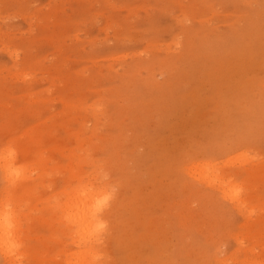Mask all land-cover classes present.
Returning <instances> with one entry per match:
<instances>
[{
    "label": "rangeland",
    "instance_id": "rangeland-1",
    "mask_svg": "<svg viewBox=\"0 0 264 264\" xmlns=\"http://www.w3.org/2000/svg\"><path fill=\"white\" fill-rule=\"evenodd\" d=\"M7 148L24 264L80 251L63 212L79 178L107 190L100 264H264V0H0Z\"/></svg>",
    "mask_w": 264,
    "mask_h": 264
},
{
    "label": "bare ground",
    "instance_id": "bare-ground-1",
    "mask_svg": "<svg viewBox=\"0 0 264 264\" xmlns=\"http://www.w3.org/2000/svg\"><path fill=\"white\" fill-rule=\"evenodd\" d=\"M0 170L7 181L6 183L9 184V188L5 189L4 195L0 199V256L5 260L6 264H24L28 254L24 251L23 235H25V231H23L21 223V219L24 217L22 218L20 215L22 204L18 201L12 189V184L15 180L24 178V167L19 164L14 150L7 148L0 152ZM188 170L191 174L198 176L200 181L215 185L219 190L218 193L222 192L220 195L223 194L226 199L239 209L241 206L243 208L248 202L247 197L244 198L242 196L240 187L229 179L221 178L217 174L215 167H211L209 163L200 162L199 164L198 162L197 165L192 166ZM90 181V183L84 184L83 182L85 181L79 178L76 180L77 187L72 192L63 193L66 198L65 208L62 207L63 212H66L64 213L66 214V220L70 222L73 231H75V243L72 244H76L80 248L77 254H73L74 258L71 255V259L73 258L74 260L72 259L73 261L69 264H100V254L97 246H99L101 241L100 236L102 235L101 231L104 221L101 209L105 208L102 203L106 202L108 196H106V188L100 189L95 186L93 180ZM11 185L12 187L10 188ZM247 206L250 208L248 204ZM23 221H25V218ZM67 260L69 261V259Z\"/></svg>",
    "mask_w": 264,
    "mask_h": 264
}]
</instances>
